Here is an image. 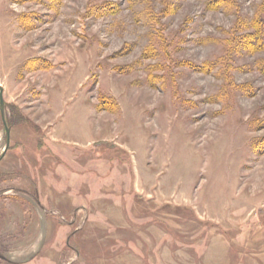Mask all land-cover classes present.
I'll use <instances>...</instances> for the list:
<instances>
[{"label":"rangeland","instance_id":"obj_1","mask_svg":"<svg viewBox=\"0 0 264 264\" xmlns=\"http://www.w3.org/2000/svg\"><path fill=\"white\" fill-rule=\"evenodd\" d=\"M258 17L0 0V264H264Z\"/></svg>","mask_w":264,"mask_h":264},{"label":"trees","instance_id":"obj_2","mask_svg":"<svg viewBox=\"0 0 264 264\" xmlns=\"http://www.w3.org/2000/svg\"><path fill=\"white\" fill-rule=\"evenodd\" d=\"M258 19L256 25H254L253 21V26H254V33H252V37L254 38L255 42L257 41V43H259V45L261 47H264V18H255ZM249 21H247L248 23ZM249 38V37H248ZM254 40H250V39H244L245 44L243 46H247L250 47L251 42H253Z\"/></svg>","mask_w":264,"mask_h":264},{"label":"flooded vegetation","instance_id":"obj_3","mask_svg":"<svg viewBox=\"0 0 264 264\" xmlns=\"http://www.w3.org/2000/svg\"><path fill=\"white\" fill-rule=\"evenodd\" d=\"M3 123H4L5 130H6V127H8V126H7V121H6L5 118L3 119ZM6 139H7V132H6ZM6 150H7V147L2 151V153L0 155V160H1L2 157H4V154H5Z\"/></svg>","mask_w":264,"mask_h":264},{"label":"water","instance_id":"obj_4","mask_svg":"<svg viewBox=\"0 0 264 264\" xmlns=\"http://www.w3.org/2000/svg\"><path fill=\"white\" fill-rule=\"evenodd\" d=\"M0 98H1V100H2V97H0ZM6 132H7L6 144H8V143H9V134H10V132H9V127H6Z\"/></svg>","mask_w":264,"mask_h":264}]
</instances>
